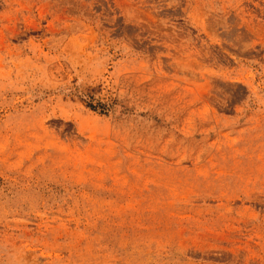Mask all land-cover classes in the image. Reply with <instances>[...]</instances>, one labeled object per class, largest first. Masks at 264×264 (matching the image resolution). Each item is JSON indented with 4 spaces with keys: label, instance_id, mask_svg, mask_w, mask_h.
Returning <instances> with one entry per match:
<instances>
[{
    "label": "rangeland",
    "instance_id": "obj_1",
    "mask_svg": "<svg viewBox=\"0 0 264 264\" xmlns=\"http://www.w3.org/2000/svg\"><path fill=\"white\" fill-rule=\"evenodd\" d=\"M0 264H264V0H0Z\"/></svg>",
    "mask_w": 264,
    "mask_h": 264
}]
</instances>
